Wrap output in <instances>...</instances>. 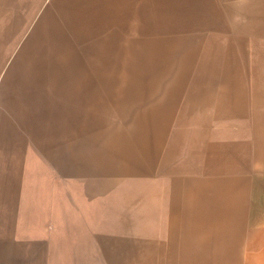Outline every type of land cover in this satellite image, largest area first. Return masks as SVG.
I'll return each instance as SVG.
<instances>
[{
    "label": "crops",
    "instance_id": "obj_1",
    "mask_svg": "<svg viewBox=\"0 0 264 264\" xmlns=\"http://www.w3.org/2000/svg\"><path fill=\"white\" fill-rule=\"evenodd\" d=\"M263 172L264 0H0V264H239Z\"/></svg>",
    "mask_w": 264,
    "mask_h": 264
},
{
    "label": "rangeland",
    "instance_id": "obj_2",
    "mask_svg": "<svg viewBox=\"0 0 264 264\" xmlns=\"http://www.w3.org/2000/svg\"><path fill=\"white\" fill-rule=\"evenodd\" d=\"M30 26L27 27V32H29ZM150 33H147L150 36H153L155 32L150 31ZM16 49V46L12 47L9 54L13 52ZM118 76L116 77L115 85H120L125 79H126V70L124 67V63L122 61L118 62ZM256 167L250 165L245 171L244 174L251 175L255 173ZM264 173V172H263ZM262 173V174H263ZM255 206L252 205V210H264V198L260 199L258 202H253ZM15 222H20V218H16ZM48 224H52L51 221L48 222ZM46 226V225H45ZM45 229L47 228L44 227ZM42 232V231H41ZM18 235L20 234L19 231L15 229L14 233H12V238L17 239ZM28 237H34L37 236V233L34 234V232H26L24 234ZM42 235V234H41ZM50 235V233H49ZM264 249V219L261 221L251 222L247 221L245 222L242 232H241V240L239 243V250H240V258H239V264H255V261H260V258H262L263 254L262 251ZM247 254V257H246ZM248 255L251 256L248 258ZM264 257V256H263ZM262 260V259H261ZM260 264H264L263 261H261Z\"/></svg>",
    "mask_w": 264,
    "mask_h": 264
}]
</instances>
